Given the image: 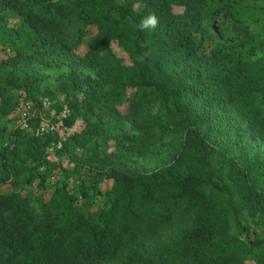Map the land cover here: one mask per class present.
Returning a JSON list of instances; mask_svg holds the SVG:
<instances>
[{"label": "trees", "instance_id": "1", "mask_svg": "<svg viewBox=\"0 0 264 264\" xmlns=\"http://www.w3.org/2000/svg\"><path fill=\"white\" fill-rule=\"evenodd\" d=\"M235 2L0 0V46L13 51L0 61V120L18 98L43 107L32 63L45 55L78 57L95 75L74 67L58 84L61 127H80L61 140L37 111L0 148V264H264V153L213 144L205 116L264 144V38L239 57L214 33L235 20ZM148 13L159 24L139 31ZM165 139L164 162L129 165ZM57 142L61 157L48 152ZM55 172L49 193L23 192Z\"/></svg>", "mask_w": 264, "mask_h": 264}, {"label": "rangeland", "instance_id": "2", "mask_svg": "<svg viewBox=\"0 0 264 264\" xmlns=\"http://www.w3.org/2000/svg\"><path fill=\"white\" fill-rule=\"evenodd\" d=\"M175 11L181 10L180 6L174 7ZM234 10L237 12L235 20L229 21L226 24H217L214 33H217V40L219 44L226 47L225 52H229L233 56L239 57H255L257 52L251 46V43L257 41L261 37L264 38V0H236ZM9 25L18 19V15L15 13L9 14ZM205 26L210 30L213 28L208 21L205 22ZM198 38V34L197 37ZM203 46H207V40L202 42ZM208 46L215 48L212 43H208ZM207 46V47H208ZM112 48L117 54H122V51L116 49L114 45ZM13 54V51L9 47L0 46V61ZM82 60L78 57H70L67 59L57 58L50 55L43 56L40 60H35L32 63L33 71L37 77V83L39 86L38 97L42 100L43 107L37 109L33 106L32 102L18 98L17 106L14 111L0 120V126L6 128V132L3 137L0 138V148L6 146L10 141V133L15 128H25L29 117H32L39 111L41 120L39 126L43 130L57 131L58 137L62 140L63 136L68 133L69 130L78 128L81 126L78 120L72 127L63 129L61 127L60 118L65 114L68 109V104L65 103L64 94L59 92L58 84L61 80H64L70 73L72 68L78 70L82 80H92L95 78L92 67L81 64ZM83 94V90L75 92L77 97ZM24 101L30 104V108H27V115L21 118V112L25 108ZM151 111L156 114H160L158 104L155 101L151 103ZM123 107L120 108L122 110ZM206 118L211 125V140L213 144L222 146L227 151L240 154L243 151L251 152L255 149L264 153V144L261 143L257 136L245 135L240 137L239 133L233 128L231 120L227 123H221L218 120L217 114L209 115L205 114ZM162 145L152 147L150 150L143 153L136 154L128 159V163L131 167L142 170H150L156 167L158 164L164 162L167 157V150L169 142L168 139ZM101 143L95 145V150H101ZM59 143L51 144L48 148V152L52 156H63L59 150ZM61 179L60 174L55 172L54 175L46 178V186L39 187L38 180H34L28 184L23 185V192L28 193L31 196H36L41 190L49 193L53 186H55ZM70 186L74 185V180L69 179ZM3 187H1L2 189ZM251 225L254 231L260 232V227L255 219L251 220ZM254 232H250V236Z\"/></svg>", "mask_w": 264, "mask_h": 264}, {"label": "clouds", "instance_id": "3", "mask_svg": "<svg viewBox=\"0 0 264 264\" xmlns=\"http://www.w3.org/2000/svg\"><path fill=\"white\" fill-rule=\"evenodd\" d=\"M158 24L159 20L157 15L155 13H148L145 17L140 19L137 28L139 31H151L155 30Z\"/></svg>", "mask_w": 264, "mask_h": 264}, {"label": "built area", "instance_id": "4", "mask_svg": "<svg viewBox=\"0 0 264 264\" xmlns=\"http://www.w3.org/2000/svg\"><path fill=\"white\" fill-rule=\"evenodd\" d=\"M24 104H25V108L21 112V118L27 115V108H30V104H28L26 101H24Z\"/></svg>", "mask_w": 264, "mask_h": 264}]
</instances>
